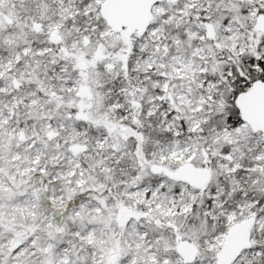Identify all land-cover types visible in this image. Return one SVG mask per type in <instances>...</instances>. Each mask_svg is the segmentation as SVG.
<instances>
[{"label":"snow or ice","instance_id":"1","mask_svg":"<svg viewBox=\"0 0 264 264\" xmlns=\"http://www.w3.org/2000/svg\"><path fill=\"white\" fill-rule=\"evenodd\" d=\"M0 264H264V0H0Z\"/></svg>","mask_w":264,"mask_h":264}]
</instances>
